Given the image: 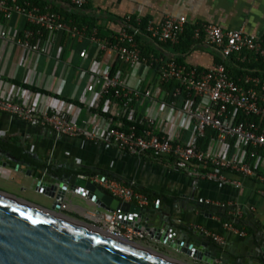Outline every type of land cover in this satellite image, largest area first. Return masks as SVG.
I'll return each mask as SVG.
<instances>
[{
  "label": "crops",
  "instance_id": "obj_1",
  "mask_svg": "<svg viewBox=\"0 0 264 264\" xmlns=\"http://www.w3.org/2000/svg\"><path fill=\"white\" fill-rule=\"evenodd\" d=\"M40 1L46 8L63 11L65 16L76 12L96 19L99 38L104 40L114 37L123 27L131 26L133 21L158 24L169 15L186 16L188 25L214 24L226 30L242 29L245 33L264 36V0H88L82 8L74 7L67 0ZM3 22L10 38H0V94L19 96L22 89L34 88V92L61 97L71 104L69 115L77 120L89 119L95 113L105 115L103 102H96L99 89L96 77L100 74L118 73L133 87L152 89L151 99L143 104L135 102L133 107L136 114L148 109L161 122L163 107L170 100L171 83L158 85L157 73L168 60L180 57L186 65L208 69L219 59H225L228 72L240 74L239 78L248 73L245 65L250 63L237 54L224 58L220 50L204 38L188 52L177 53L171 45L158 42L138 27L133 31L139 29L141 35L137 42L143 56L153 61L152 66L140 63L130 68L121 64L111 51L99 50L87 32L83 38H77L65 31H43L36 39L43 51L33 52L18 43L32 27L25 17L16 13ZM184 106L183 99L178 98L166 117L176 125L183 124ZM120 114L129 118L127 110ZM182 136L187 142L193 138L187 128ZM260 156L256 170L264 173V148ZM44 169L50 174H62L65 170L90 176L112 173L122 182H134L161 193L160 205L151 204L144 210L153 225H160L165 218V225L204 228L221 235L223 243L241 242L256 230L264 233V185L253 178H242L243 185L239 188L195 179L182 171L167 168L150 156L137 157L103 142L57 135L48 127L0 112V190L51 207L54 200L36 189L43 177L53 181L51 175L44 176ZM181 196L185 198L183 201L178 200ZM200 199L225 204L228 216L237 208L247 211L251 219L245 217V220L251 232L244 230V236L236 234L225 227L228 220L217 213L208 215L207 211L202 212L201 208L188 203ZM66 201L70 208L65 214L91 222L86 214L92 204L87 199L68 192ZM148 246L179 260L207 264L160 243ZM249 247L253 249L252 243Z\"/></svg>",
  "mask_w": 264,
  "mask_h": 264
},
{
  "label": "built area",
  "instance_id": "obj_2",
  "mask_svg": "<svg viewBox=\"0 0 264 264\" xmlns=\"http://www.w3.org/2000/svg\"><path fill=\"white\" fill-rule=\"evenodd\" d=\"M67 1L76 8H82L88 0ZM16 13L35 27L26 30L25 39L18 41L33 52L43 51L36 41L43 31H65L77 38L87 35L85 29L71 25L62 14L46 7L42 9L31 0H0V38H10L3 21L9 20ZM188 23L184 15H169L158 24L149 22L147 31L151 38L173 46L179 43ZM139 33V29L129 31L123 27L111 39L99 38L96 31L90 34V38L99 50L111 51L121 64L130 68L140 63L152 66L153 61L143 56L137 42L136 36ZM194 38H204L218 48L224 58L237 54L243 60L251 61L246 54L249 53L255 61L264 59L262 35L245 33L242 29L226 30L214 24H200L196 25ZM157 74L158 85L175 83L170 92V100L163 107L164 118L161 122L148 109L136 114L133 107L135 102L143 104L151 99L154 91L133 87L118 73H105L96 77L99 86L96 102H103L102 112L105 115L95 113L89 119H73L69 115L71 104L68 101L31 89H22L19 96L4 97L0 94V112L48 127L57 135L103 142L137 157L150 156L167 168L182 171L195 179L239 188L243 185L242 178H253L264 185V173L256 170L260 152L264 148V76L248 72L234 79L224 63L217 62L211 68L199 69L174 59L163 64ZM178 98L185 102V117L183 124L176 125L166 115L173 110ZM125 110L129 112L130 124L121 117L120 112ZM185 128L192 134L190 142L182 136ZM209 128L216 131V136L210 140L206 149H202L197 139L204 136ZM99 174L103 173H96L90 179L113 197L135 203L143 209L151 205L149 198L132 185L105 174L100 178ZM80 196L92 204V209L86 214L91 220L89 223L145 246L160 243L168 247L166 243L151 237L141 214L121 208L103 207L97 199ZM206 203L227 207L212 201ZM155 205L159 206L160 201ZM69 208L65 196L60 211L65 213ZM229 213L230 217L237 220L244 212L237 208ZM225 227L241 236L246 234L232 221L226 222ZM202 230L216 242H224L221 235L204 228Z\"/></svg>",
  "mask_w": 264,
  "mask_h": 264
},
{
  "label": "water",
  "instance_id": "obj_3",
  "mask_svg": "<svg viewBox=\"0 0 264 264\" xmlns=\"http://www.w3.org/2000/svg\"><path fill=\"white\" fill-rule=\"evenodd\" d=\"M43 173L44 176L51 175L53 181L43 177L36 189L54 200L51 207L0 190V264H193L61 212V202L69 191L97 199L103 207L141 214L151 237L194 261L207 264H264V233L258 230L241 242L219 243L199 227L165 225V218L160 225L151 224L145 209L113 197L98 187L90 175L66 170L62 174H50L46 169ZM99 177L102 178L103 174H99ZM183 199L184 196H181L178 200ZM188 203L201 208L202 212L207 211L209 215L220 213L239 223V220L227 215L228 207L209 205L204 199ZM175 207L176 201L173 211ZM170 229L172 231L169 233ZM250 243L253 249L249 247Z\"/></svg>",
  "mask_w": 264,
  "mask_h": 264
},
{
  "label": "trees",
  "instance_id": "obj_4",
  "mask_svg": "<svg viewBox=\"0 0 264 264\" xmlns=\"http://www.w3.org/2000/svg\"><path fill=\"white\" fill-rule=\"evenodd\" d=\"M33 3H35L36 5L40 6L42 9L45 8V5L43 3H41L40 0H31ZM53 11L58 12L57 10L51 9ZM60 14H62V16L64 17V19L69 22L71 25L78 27L79 29H85L86 32L88 34H92L93 31H96V34L99 36L98 33V24H97V20L93 19L91 17L85 16V15H81L79 13H65L63 15V11L58 12ZM131 26H125L129 31H133L134 27H138L140 28L141 32L143 33H147L149 35V32L147 31V21L143 20L142 22L138 23L133 21L132 23H130ZM32 29H35V27H31ZM196 28V25H187L184 33L182 34V36L180 37V41L179 43L175 44V45H171L173 47V50L177 53H186L189 50L192 49V47L194 46V44L197 43L198 39L194 38V30ZM141 34H138L136 36V39L138 40ZM150 36V35H149ZM169 45V44H168ZM170 46V45H169ZM249 55V57L251 58L250 63H246V70L247 72H251L254 75H263L264 76V59L260 58L259 60L255 61L254 59H252L251 55L249 53H246ZM176 61L179 63H183L182 58L177 57ZM218 62L224 63L227 67L226 64V60L225 59H219ZM228 69V67H227ZM234 79H238L239 75L233 74L231 72H228ZM242 73V71H241ZM175 83L171 82V85L169 87V90L172 89L174 87ZM26 88H29V86L24 85ZM33 90H35L34 88H32ZM125 122L127 124H130L131 122L128 120V118H124ZM216 136V131L209 128L207 129L206 133L204 136L199 137L197 139V144L200 148L202 149H206L210 143V140ZM94 175V174H93ZM107 175V174H106ZM109 178H114L120 181V179L118 177H116L114 174L112 173H108L107 175ZM124 183L128 184V185H132V187L137 190L140 191L141 193H144L150 200L151 204L155 205L157 201H160V203L162 202V198L163 195L161 193H158L152 189H148L146 187H142L136 183L132 184V182L130 181H125ZM219 216H221L224 220H229L227 217H225V215L217 213ZM245 217H248L249 219H251V215L245 211L243 216L237 220H239V223H234V225L239 228V229H243V230H247L248 232H251V228L248 226V221L245 220Z\"/></svg>",
  "mask_w": 264,
  "mask_h": 264
},
{
  "label": "flooded vegetation",
  "instance_id": "obj_5",
  "mask_svg": "<svg viewBox=\"0 0 264 264\" xmlns=\"http://www.w3.org/2000/svg\"><path fill=\"white\" fill-rule=\"evenodd\" d=\"M180 204H182V202H179ZM177 204V203H176Z\"/></svg>",
  "mask_w": 264,
  "mask_h": 264
}]
</instances>
